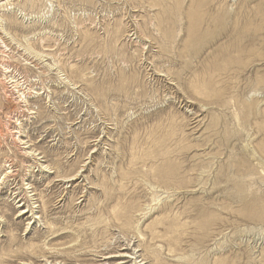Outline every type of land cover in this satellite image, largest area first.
Returning a JSON list of instances; mask_svg holds the SVG:
<instances>
[{"label": "rangeland", "instance_id": "374dc122", "mask_svg": "<svg viewBox=\"0 0 264 264\" xmlns=\"http://www.w3.org/2000/svg\"><path fill=\"white\" fill-rule=\"evenodd\" d=\"M121 262L264 264V0H0V264Z\"/></svg>", "mask_w": 264, "mask_h": 264}, {"label": "bare ground", "instance_id": "6f19581e", "mask_svg": "<svg viewBox=\"0 0 264 264\" xmlns=\"http://www.w3.org/2000/svg\"><path fill=\"white\" fill-rule=\"evenodd\" d=\"M66 179V178H65ZM68 179V178H67ZM71 180H68L67 182H69V181H75V176H74V179H72V178H70ZM61 182V181H60ZM26 213H28V211H23L22 212V215L23 214H26ZM261 255V254H260ZM120 257V256H119ZM121 257H124V258H128V256H121ZM108 258H111V256L110 257H108ZM108 258H104V259H108ZM119 264H123V262H121V263H119Z\"/></svg>", "mask_w": 264, "mask_h": 264}]
</instances>
